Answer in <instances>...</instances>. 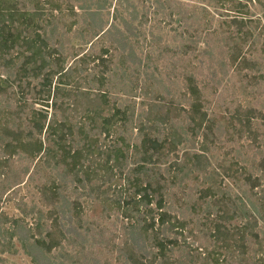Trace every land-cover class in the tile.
I'll list each match as a JSON object with an SVG mask.
<instances>
[{
    "label": "trees",
    "instance_id": "trees-1",
    "mask_svg": "<svg viewBox=\"0 0 264 264\" xmlns=\"http://www.w3.org/2000/svg\"><path fill=\"white\" fill-rule=\"evenodd\" d=\"M209 1L230 15L213 31ZM253 2L0 0V176L16 157L56 173L39 186L48 213L0 214V264L15 242L33 264H108L94 249L113 237L88 224L83 196L121 222L118 264H264V105L242 104L264 80ZM217 92L257 152L249 168L213 163L235 137L210 109Z\"/></svg>",
    "mask_w": 264,
    "mask_h": 264
},
{
    "label": "rangeland",
    "instance_id": "rangeland-1",
    "mask_svg": "<svg viewBox=\"0 0 264 264\" xmlns=\"http://www.w3.org/2000/svg\"><path fill=\"white\" fill-rule=\"evenodd\" d=\"M58 1L61 3L63 0H58ZM186 1L192 6L194 4H197L198 0H186ZM42 2H45V0H42ZM232 4L235 5V3L231 2L230 5ZM201 5L208 9L207 15L209 19L212 20L211 31H213L220 25L223 26L224 20L228 21V19L230 18V15H228L227 14L228 12L224 9L220 10V12H217L215 10L216 7L215 4H210V1L205 2ZM251 7L256 17H258L261 20V25H259L257 29V33L258 32L260 33L261 26H264V0H259V1L254 0L253 6ZM59 23L61 26H65L67 23H69L68 17H65ZM164 27H165V31L163 32V35L170 34L171 31H169V33L167 32L170 25H163V28ZM262 38H264V34L262 35ZM74 45L78 46L76 42H74ZM258 87H261L262 93H259L260 90ZM256 90L257 92L252 91V94H250L252 96L246 95L247 97L242 98L243 105L246 102L249 103V101H252L253 97H259V101H261L264 105V80H262V82L259 83V85L256 87ZM241 93L242 92L240 91L238 92L239 95ZM212 95L213 96L210 97L211 111L215 110V113L219 114L218 120L219 121L222 120L224 122V125L228 126V130L230 131L229 134L235 135L233 139L232 137L230 138L231 140L228 139L229 137L228 134L221 137L220 141L216 146V150H214V158L212 159L213 163L216 165V163L219 161L220 163H224L226 164V166H229L230 163L238 160L240 166H245L247 168L251 167L255 162L254 159H257L256 158L257 152L256 150L253 151L249 149L251 144L250 139L247 137L246 134L242 138H238L239 136H237L236 133H234V131L232 130V128H230V125H228L231 122V120H228L227 116H223L222 113L219 112V107L216 105L218 102H221V104L224 105L223 100L228 102L230 100V96L219 94V92L212 93ZM223 95L224 98L223 97L221 98V96ZM118 96L122 98V100H125V103L129 105H131L134 102V100H136V103L138 104L141 103L142 101L148 102V99H143L141 97L137 99L122 97L121 93H119ZM241 97L242 96H239V98ZM15 98L16 97L13 94L9 99L12 105L15 104ZM2 105L3 106L9 105L8 101L3 100ZM259 110H261V108H259ZM49 111L51 112L52 110ZM235 123L236 122H234V124ZM0 157H1V151H0ZM28 160L29 159L26 158L25 159H21L18 157L14 158L10 162L11 168H13V172H11L7 177L0 176V214L7 215L10 219H17L24 217L25 215L24 210L29 212L33 209V207H36L37 209H43L44 214L48 213V211L50 210L49 208L45 207L42 203V196L40 194L39 186L41 184L48 183V181L50 183V181L55 180L53 178L56 177V173L54 171L52 172L50 169H45L43 174H41L38 168L37 169L35 168L37 161L33 163L31 162V160L30 161ZM40 165L42 167L43 162H41ZM68 182L69 180L66 183L67 188H68ZM198 186L200 187V189H203L205 187V185L202 183H200ZM73 189L74 187L70 189L68 188L66 194L67 197L70 199V203H76L78 206V194L81 192L78 193V190L73 192ZM80 203L85 209L86 219L88 220V224L92 225L95 229L97 228V230L99 229L105 231L106 238H109L110 236L113 237V239L110 240L111 246L109 248L107 247L106 249H104L101 246V244H96V249H94L95 250L94 254L98 256H102L101 258L106 260L108 264H118L116 261L117 253L113 249V245L123 240V237L121 235V222L117 220L118 219L117 215H113L111 214V212H109V214H111L109 218H107L109 214L107 216L105 215L102 216V208L99 207V209L96 210L95 207H97L99 204L92 201V198L90 196H83L80 199ZM175 213L172 212V214ZM35 219L36 216H30L27 218L26 222L29 225H34ZM94 236L96 240L99 239V235H97V233H94ZM15 245L18 249V254L16 255L6 254L2 256V258L5 260V264H33L31 258L27 256L20 249V246L17 242H15ZM70 249L68 248L69 251Z\"/></svg>",
    "mask_w": 264,
    "mask_h": 264
}]
</instances>
